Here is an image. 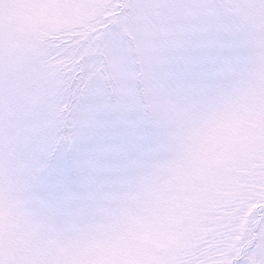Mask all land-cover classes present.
Listing matches in <instances>:
<instances>
[{"label": "snow or ice", "instance_id": "snow-or-ice-1", "mask_svg": "<svg viewBox=\"0 0 264 264\" xmlns=\"http://www.w3.org/2000/svg\"><path fill=\"white\" fill-rule=\"evenodd\" d=\"M0 264H264V0H0Z\"/></svg>", "mask_w": 264, "mask_h": 264}]
</instances>
